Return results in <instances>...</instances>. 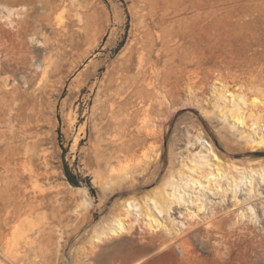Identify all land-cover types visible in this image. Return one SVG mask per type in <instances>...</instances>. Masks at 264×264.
Masks as SVG:
<instances>
[{"label": "rangeland", "instance_id": "rangeland-1", "mask_svg": "<svg viewBox=\"0 0 264 264\" xmlns=\"http://www.w3.org/2000/svg\"><path fill=\"white\" fill-rule=\"evenodd\" d=\"M30 1L0 0V172L25 162L38 188L0 174V235L16 224L9 189L19 206L44 204L32 222L50 229L48 264H71L72 246L85 264L84 231L111 218L124 231L96 243L100 264H264V107L252 105L264 97V0H52L53 10L35 0L39 21L27 17ZM130 56L126 75L139 80L117 97L106 74ZM170 172L184 200L167 216L146 199L171 192Z\"/></svg>", "mask_w": 264, "mask_h": 264}, {"label": "bare ground", "instance_id": "bare-ground-1", "mask_svg": "<svg viewBox=\"0 0 264 264\" xmlns=\"http://www.w3.org/2000/svg\"><path fill=\"white\" fill-rule=\"evenodd\" d=\"M35 2H36L35 0L30 1L29 4L33 5V7H32L31 13L27 14V17H32L33 21L35 20L39 21L38 16H36L38 8L35 5ZM5 3L9 5L14 4L13 1H6ZM42 3H43L42 7L46 10H53L55 8V1L44 0L42 1ZM29 27H30L29 21H24L23 31H27ZM136 59H137L138 67L142 68V66H144L143 63L146 60L144 58V55L141 52H139L137 54ZM59 60H60L59 57L55 59L47 58L46 61L44 60L41 73L39 74V83L44 84L50 79V77L53 76V74L57 71L59 67V64H60ZM131 62H132V59L130 56L128 58H125V60H123V62L119 66V69L114 70L113 74H110L107 72L108 74L106 75H108V84L106 87L109 92L111 91V94H114L117 97H121L123 88L125 86L129 89H132L137 84L139 80L138 76L136 77V76H128V74L126 75V73H128L131 69L130 68ZM114 84H116L117 87L115 89H111ZM146 85L149 86L150 83H147ZM135 94L138 95L139 98H143L144 89L141 88ZM99 96H100V91L98 89L96 92L97 101L100 99L98 98ZM223 96H224V92L220 93V97H223ZM252 105L258 108H263L264 107V97L261 100L254 99L252 101ZM110 107H112V105ZM111 112L113 114V110H111ZM259 143H264V136L259 138ZM187 144H190V142H187ZM190 146L193 147V144H191ZM200 152L196 153L195 156L197 159L204 161L205 156L200 155ZM2 173H7V174L9 173L12 176V179L8 183H10L13 186H16L18 189H21L22 187L24 175H27L28 180L33 186L32 187L33 190L38 188L35 186L36 185L35 182L32 181V177L34 176L33 170L31 168H27L25 165V162L16 164L15 167H3V170L0 172V174ZM169 174L170 175L165 179V185H166L165 188L166 187L170 188L171 192L167 193L165 190H161V191L156 192L152 196L147 197L146 199L147 201H151L153 203L154 208H156L159 213H164L167 216H168V212L171 209L170 206L174 202L179 203L180 201L184 200V196L178 193L180 188L177 185H175V183L173 182V178L171 177V174H173V172H170ZM237 174H239V172ZM177 176H179L180 177L179 179L182 180L181 177L184 176L183 170H179L177 172ZM217 177H222V176L218 174ZM185 179L186 181L184 185L185 186L190 185L189 183L191 180L188 178H185ZM213 181L217 183L215 177L213 178ZM236 181H237L236 178L231 177V182L230 184H228V186H231L232 183L236 184ZM209 182L210 181H208V184ZM194 183L196 182H193V184ZM251 190L252 189L250 188L249 192H251ZM10 193L11 191L8 189V191L6 190L5 195L7 197L9 208H11L14 211V215L12 216V219L16 220L15 221L16 224H14L11 234L8 233V234L0 235V264H48L50 260L49 256L51 255V252L47 248L48 239L50 238V229L49 227L47 228L45 227L43 223H41L42 222L41 218H40L41 222L39 221L32 222L33 220L32 215L35 214L39 209H41L44 204L41 201L34 199V200L27 201L23 206L22 205L19 206L15 204V198H16L15 196L20 195L19 191L15 190L12 196L10 195ZM38 193L39 195H42L44 192L38 190ZM197 201H199V199L195 198L194 200H191L190 203L192 204ZM124 204H125L124 206H127V207H136L135 200H127L125 201ZM89 205H90V202H87V200H84L81 206L87 209ZM201 210H203V205H200L197 207L198 212ZM189 216H190L189 218H193L195 215L194 213H190ZM37 217H38V214H37ZM52 219L57 220L58 222H61L63 217L59 213H56V214H53ZM85 219H86L85 214L81 215L78 226H75L76 228H72L70 227L71 225L70 226L67 225V227H69L70 229V232L66 236L67 242L69 241L68 240L69 238L77 236L79 232L83 230L81 229V226L85 222ZM38 220H39V217H38ZM18 223H24V225L21 224L20 225L21 227H20L17 225ZM154 224L156 225V227L162 228V230L167 232L168 235L171 234L169 230L170 228L169 229L167 228L169 225L168 226L167 224L163 225L162 223L158 222L156 219H154ZM148 225L150 227L153 226L150 224ZM123 231H124V226H123V223L121 222V219L119 218H111L109 222L107 223L99 222L95 227L90 228L89 231H87L86 229L84 233H86L87 235L86 238H88V242L90 243L91 247H90L88 254L86 255L85 264H100L102 261L101 260L102 255L94 251V249L97 246L96 243L98 244L103 243L107 239H111L113 236H117L119 235V233ZM64 248H66L65 245L62 246V250ZM65 251L66 250L64 249V252ZM67 252H68V255H70L71 257L70 263L79 264L77 260L78 259L77 249L72 246L68 248Z\"/></svg>", "mask_w": 264, "mask_h": 264}, {"label": "trees", "instance_id": "trees-1", "mask_svg": "<svg viewBox=\"0 0 264 264\" xmlns=\"http://www.w3.org/2000/svg\"><path fill=\"white\" fill-rule=\"evenodd\" d=\"M65 176H66V180L73 186H78L79 182H77L75 180V178L65 169Z\"/></svg>", "mask_w": 264, "mask_h": 264}]
</instances>
